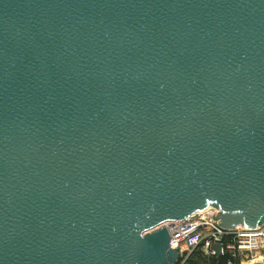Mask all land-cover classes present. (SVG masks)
<instances>
[{
  "label": "water",
  "instance_id": "1",
  "mask_svg": "<svg viewBox=\"0 0 264 264\" xmlns=\"http://www.w3.org/2000/svg\"><path fill=\"white\" fill-rule=\"evenodd\" d=\"M211 207L264 222V0H0V264H177Z\"/></svg>",
  "mask_w": 264,
  "mask_h": 264
},
{
  "label": "built area",
  "instance_id": "2",
  "mask_svg": "<svg viewBox=\"0 0 264 264\" xmlns=\"http://www.w3.org/2000/svg\"><path fill=\"white\" fill-rule=\"evenodd\" d=\"M217 210L208 208L186 220L167 222L163 226L170 233V246L179 253V260H184L196 247H201L208 255H222L225 251L232 258H241V254L249 253L253 264H264V222L255 228L237 227L225 230L220 227L215 216ZM222 246L218 254L212 247ZM254 257H262L257 261ZM232 264L231 261L228 262Z\"/></svg>",
  "mask_w": 264,
  "mask_h": 264
},
{
  "label": "trees",
  "instance_id": "3",
  "mask_svg": "<svg viewBox=\"0 0 264 264\" xmlns=\"http://www.w3.org/2000/svg\"><path fill=\"white\" fill-rule=\"evenodd\" d=\"M229 261H231L232 264H247L243 263L237 257L232 258L231 254L227 251L218 256L208 255L201 247H196L184 260L178 261L177 264H229Z\"/></svg>",
  "mask_w": 264,
  "mask_h": 264
},
{
  "label": "rangeland",
  "instance_id": "4",
  "mask_svg": "<svg viewBox=\"0 0 264 264\" xmlns=\"http://www.w3.org/2000/svg\"><path fill=\"white\" fill-rule=\"evenodd\" d=\"M241 258L243 259L244 262H246L247 264H253V261H252V258H251V255L249 253H243L241 254ZM255 260L257 261H261L263 260L262 257H254ZM179 261H182V260H179Z\"/></svg>",
  "mask_w": 264,
  "mask_h": 264
}]
</instances>
